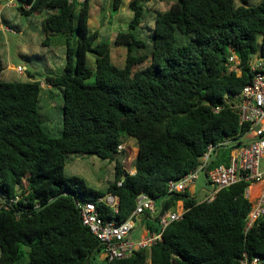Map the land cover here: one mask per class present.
Here are the masks:
<instances>
[{
  "label": "trees",
  "instance_id": "1",
  "mask_svg": "<svg viewBox=\"0 0 264 264\" xmlns=\"http://www.w3.org/2000/svg\"><path fill=\"white\" fill-rule=\"evenodd\" d=\"M121 2L112 0L111 10ZM16 3L21 15L43 17L44 29L66 35L67 62L45 77L48 89L37 72L22 80L0 61V264H241L244 255L264 264V215L247 230L250 183L222 189L212 201L167 186L194 169L209 145L207 169L229 165L231 152L244 145L237 139L249 125L240 124L233 105L252 80V56L264 59V0H175L156 10L144 34L146 9L133 0L128 30L113 41L127 48L122 68L112 62L109 35L90 26L91 0ZM231 51L241 75L228 69ZM55 95L62 99L60 137L41 124V109ZM128 140L137 145L134 173L124 168L126 149L119 150ZM72 154L115 163L106 190L66 176ZM108 193L118 197L117 211L98 201ZM142 193L160 203L154 220L180 201L184 216L150 229L161 233L150 248L109 261L77 203L95 202L104 220L123 222Z\"/></svg>",
  "mask_w": 264,
  "mask_h": 264
},
{
  "label": "built area",
  "instance_id": "2",
  "mask_svg": "<svg viewBox=\"0 0 264 264\" xmlns=\"http://www.w3.org/2000/svg\"><path fill=\"white\" fill-rule=\"evenodd\" d=\"M79 1L85 2L86 0ZM15 2L16 0H10L7 5L11 6ZM252 57L248 64L252 80L244 86L238 102L233 105L240 116V124L249 125L248 131L237 139V141H242L244 145L232 151L229 165L221 164L207 169L214 151V146L209 145L206 153L194 169L179 179L169 180L167 184L168 192L184 193L196 184L203 172L212 186V191L203 198L207 201L214 200L217 193L222 189L240 182L251 184L247 189L248 197L250 187L260 185L261 191L252 201L253 206L248 217L247 230L264 215V59L259 53ZM228 69L241 75V61L234 51H231L229 55ZM16 70L20 74H24L26 71L22 66H18ZM220 110V107L215 108V112ZM123 148L120 146L119 150ZM121 184L120 182L119 185ZM98 201L117 211L118 197L108 193L106 196L100 197ZM77 204L83 224L105 245V254L109 261L127 258L139 249L150 248L161 239V233H155L139 240L132 238L135 218L147 212L154 213L156 211L155 200L147 194L142 193L137 197L134 211L123 222L104 220L100 216L95 202L78 201ZM183 216L184 208L181 211L158 215V221L160 227L164 229L171 222L181 220ZM259 260L258 257L250 260L244 255L241 264H259Z\"/></svg>",
  "mask_w": 264,
  "mask_h": 264
},
{
  "label": "rangeland",
  "instance_id": "3",
  "mask_svg": "<svg viewBox=\"0 0 264 264\" xmlns=\"http://www.w3.org/2000/svg\"><path fill=\"white\" fill-rule=\"evenodd\" d=\"M10 0H0V28L3 29L2 35L0 37V61L4 65L10 64L15 67L17 71L18 66H22L26 69L24 74L16 72V77L24 80L27 78L28 72H37L39 79L43 81V86L46 88L48 85L45 83V77L50 73H60L64 66L66 65V35L58 34L49 31L48 29H43L38 26V23L43 17H26L21 15L15 6H8ZM95 0L92 1L91 7H93ZM16 5L18 3H15ZM257 3H252L255 5ZM4 5V7H3ZM109 10V8H107ZM109 14V13H108ZM112 18L115 19L116 15L119 16L120 11H112L110 13ZM131 11L129 10L128 18L123 19L122 23L117 25L113 31H109L108 35L111 36L112 42L116 37V33L119 31H127L129 27V22L131 20ZM110 16V15H109ZM5 20L11 24L15 30H7L6 26L1 20ZM122 19V18H121ZM44 20V19H43ZM147 24L153 19L149 18L147 15ZM95 21V22H94ZM42 22V19L40 23ZM100 17L96 11L95 15L93 13L92 20L90 21V26L92 30L93 25L100 24ZM123 24V25H121ZM37 25V26H36ZM106 25V24H105ZM31 26V28H30ZM38 27L36 33L32 32V29ZM105 26H95L99 29L101 33L106 32ZM5 29V30H4ZM43 29V30H42ZM18 30H23L25 36H22ZM35 30V29H33ZM145 30L150 33V29L145 28ZM46 44H43L44 40ZM111 42V55L112 62L119 68L125 65V56L127 53V48L125 46L116 45ZM120 49V50H119ZM125 53V54H124ZM25 56V57H24ZM26 56H32V59H27ZM91 57V56H90ZM150 60L142 63L138 68H143L148 65ZM94 78L91 79L93 81ZM54 93L57 92L56 89L53 90ZM50 107L47 109H41L43 114L42 126L54 137H60L62 135L63 128V114H62V99L59 96H54L49 102ZM127 152L128 159L124 156L122 161L124 162V168L128 172L134 171L135 157L137 155V145L135 140H128L122 145ZM115 163L109 160H103L94 155H69L66 161L65 174L67 177L80 176L84 178L89 185L95 187L99 190H106L108 186V180L112 181L114 179ZM196 195H201L200 198H205L212 191V186L206 179L205 174L202 172L200 178L196 182ZM260 186L253 187L250 192L249 199L253 201L255 197L260 193ZM135 235L139 234V230L134 232Z\"/></svg>",
  "mask_w": 264,
  "mask_h": 264
},
{
  "label": "crops",
  "instance_id": "4",
  "mask_svg": "<svg viewBox=\"0 0 264 264\" xmlns=\"http://www.w3.org/2000/svg\"><path fill=\"white\" fill-rule=\"evenodd\" d=\"M92 1L93 0H91V4H92ZM111 1L112 0H95V3L93 5V7H91V16L93 15V13L95 15V11H96V15L98 13V15L100 17V20L103 21V22H101L98 25H93L92 24V26L94 28L93 30L97 29V28H95V26L96 27L97 26L98 27L99 26L102 27V25H104L105 26L104 28H106L107 31L106 32H103V36H107V34L109 33V31L111 32L115 28H117V25H119L118 22L119 23H122L123 22V19L126 20L128 18L129 10H130L129 7H128V5L133 0H122L121 5H120L119 10H118V11H120V14H119V16L116 15V18L115 19H113L112 18V15L110 14L112 12L111 7H110ZM174 1L175 0H140L141 4L144 5V7L146 9V14L149 15V18L150 19L151 18L153 19L151 21L153 24H154V15H155L156 10L165 11L166 9H168V7ZM260 1H262V0H250L251 4L252 3H258ZM15 3H14V6H16ZM3 7H4V5H3ZM107 8H109V10H107ZM131 13L133 14L132 11H131ZM130 17L132 19L133 15H131ZM41 19H40V21H41ZM1 21L3 22V19ZM40 21L38 23V26H40L41 28L44 29V27L42 26V22L40 23ZM121 25H123V24H121ZM143 27H144V30L142 31V33L144 34V33H147V31L145 30V28H150L152 26H151L150 23L147 24V20H146L145 23L143 24ZM7 28L10 29L9 27H7ZM30 28H31V26H30ZM33 29H35V30H33ZM33 29H32V32L36 33V31L38 30V27H35ZM2 32H3V29L0 28V37L3 36L2 35ZM18 32L22 36H25V32L23 30H18ZM116 35H117V33H116ZM109 37H110V40H111V36L110 35H109ZM111 42H112V40H111ZM7 68L8 69L15 70V67L13 65H10V64H8ZM42 85H43V83H42ZM47 88L49 89L50 86H48ZM231 154H232V152H231ZM134 172H135V170L133 171V173ZM195 185L191 186L188 189V191L190 192L191 195L200 198L201 195H198V196L196 195V187H195ZM257 186H260V185H253V186H251L249 192H251V190L253 189V187H257ZM249 196H250V194H249ZM200 199L203 200V198H200ZM155 208H156V211L154 213L147 212V214H149L150 216L147 215V214H144V215H141V216L135 218V220H134V227H133V231H132V238H133V240H139L141 238L151 236V235L155 234V232H151L150 229H154L155 230L156 228H159L160 227L159 222L156 221V220H154V217L156 216V214L158 213V211L160 209V203H159V201H155ZM182 208H184L183 207V202L180 201V202H178L177 207H176V210H174V212L181 211ZM166 213H168V212H166ZM136 230H139V234L138 235H135L134 234V232Z\"/></svg>",
  "mask_w": 264,
  "mask_h": 264
},
{
  "label": "water",
  "instance_id": "5",
  "mask_svg": "<svg viewBox=\"0 0 264 264\" xmlns=\"http://www.w3.org/2000/svg\"><path fill=\"white\" fill-rule=\"evenodd\" d=\"M125 154L123 152L120 153V160L124 159Z\"/></svg>",
  "mask_w": 264,
  "mask_h": 264
}]
</instances>
